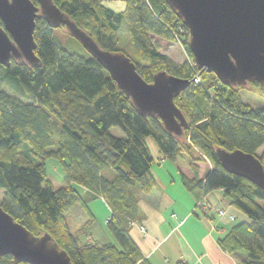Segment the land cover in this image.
I'll list each match as a JSON object with an SVG mask.
<instances>
[{
    "label": "trees",
    "instance_id": "1",
    "mask_svg": "<svg viewBox=\"0 0 264 264\" xmlns=\"http://www.w3.org/2000/svg\"><path fill=\"white\" fill-rule=\"evenodd\" d=\"M104 1L52 0L104 50L123 53L118 33L127 20L129 39L144 65L127 57L144 81L151 83L154 74L166 71L190 82L174 100L188 127L176 138L158 118L140 116L87 52L80 57L59 50L52 29L37 17L33 35L39 66L13 60L9 67L0 65L1 208L34 236L47 233L72 264H151L129 235L140 216L135 193L149 194L155 186L154 159L146 144L151 138L162 157L175 163L187 190L197 197L221 190L246 217L233 221L218 238L219 248L238 264H264V192L226 172L216 157L217 149L240 150L264 168V108L243 104L237 92L241 87L216 77L209 86L194 82L199 70L187 47V29L164 0H122L123 12L105 7ZM178 35L185 38L191 66L172 64L151 40L172 42ZM112 128L124 137L113 136ZM183 155L189 158L185 166L176 163ZM50 158L62 165L64 186L58 190L47 179ZM104 168L113 171V179L102 175ZM96 198L111 210L107 226L116 244L82 242L71 231L68 211L78 205L91 222L88 203ZM0 264L27 263L7 255Z\"/></svg>",
    "mask_w": 264,
    "mask_h": 264
},
{
    "label": "water",
    "instance_id": "2",
    "mask_svg": "<svg viewBox=\"0 0 264 264\" xmlns=\"http://www.w3.org/2000/svg\"><path fill=\"white\" fill-rule=\"evenodd\" d=\"M0 0V65L10 61L38 67L35 54V19L52 29L64 28L77 40L130 99L137 113L158 118L174 137L183 135L188 122L174 100L189 85L159 71L147 83L135 64L123 53L102 49L63 13L52 0ZM186 27L187 47L199 71L213 74L222 84L264 86V0H164ZM221 167L264 192V168L251 154L240 150H216ZM10 255L15 263L72 264L66 251L47 234L34 236L0 206V258Z\"/></svg>",
    "mask_w": 264,
    "mask_h": 264
},
{
    "label": "crops",
    "instance_id": "3",
    "mask_svg": "<svg viewBox=\"0 0 264 264\" xmlns=\"http://www.w3.org/2000/svg\"><path fill=\"white\" fill-rule=\"evenodd\" d=\"M146 144L149 150L153 149L158 161L163 163L165 159L156 144L151 145L147 139ZM165 176L167 178L164 180L156 176L155 186L149 194L137 196L140 216L130 227L129 235L143 257L151 264H176L179 261L185 264H238L235 256L219 248L217 240L226 234L236 220H245L246 217L231 206L230 200L224 197L221 190L205 195L201 193L197 197L185 188L176 173L171 179ZM168 187L175 188L177 195L183 199H178ZM200 198L219 205L220 209H225L227 216L233 215L235 221H229L227 216L221 222L200 218L193 211ZM168 211H171L169 215ZM141 228H144V232ZM89 236L94 242L92 235Z\"/></svg>",
    "mask_w": 264,
    "mask_h": 264
},
{
    "label": "rangeland",
    "instance_id": "4",
    "mask_svg": "<svg viewBox=\"0 0 264 264\" xmlns=\"http://www.w3.org/2000/svg\"><path fill=\"white\" fill-rule=\"evenodd\" d=\"M102 5L111 8L116 12H123L125 10V4L122 0H105L104 2H102ZM52 36L59 50H65L69 53L75 54L80 57L85 56L86 51L83 49L80 43L71 36H69L63 27L52 30ZM180 36L181 35H178L176 40L172 42L162 40L157 37H152L151 40L152 43L158 47L159 52L165 55L172 64L180 66L187 62L191 66L193 61L188 57L184 48L185 38ZM118 49L119 51H122L126 56L130 57L134 62L142 66L144 65V63L140 61L139 57L135 54L134 46L129 39L127 20L124 21L122 25V29L118 33ZM146 67H150V66H146ZM151 70L157 72L158 70H161V68L151 67ZM196 77L199 79V81L203 82L205 86H209L210 84L213 85L217 83L215 76L213 74L206 73L205 71H199V74H197ZM5 90L10 93L8 89ZM237 92L243 104L249 105L252 108H264V86L255 87L254 84H248L245 87H241L239 90H237ZM110 133L116 137H124L123 133L118 128L110 129ZM147 140L150 141L151 145L155 146V142L153 141V139L148 138ZM150 150L152 155L154 156V164L152 166L151 171L155 179H157L156 176H158L160 180H164V178H167L165 174L171 179L173 178V175L175 173L178 177H180L179 173H177L178 171L175 163L167 159H165L163 163H160L153 149ZM261 152L262 149L259 150L258 154H260ZM188 161H189L188 156L183 155L182 157H178L176 163L185 166L188 164ZM45 167H46L47 179L52 183L53 188L55 190H58L61 187H63L64 173L62 170V165L59 162V160L55 158L47 159L45 162ZM102 175L107 179H113L115 174L113 173L112 170L104 168L102 169ZM168 188L171 193L177 195L175 188L172 187H168ZM135 194L136 196H138L141 195L142 193L139 194L135 193ZM176 197L180 200L183 199L180 195H177ZM2 201H3V196L2 193L0 192V203ZM212 205L213 208L207 210L206 215L203 214V212L199 207L196 208V206L194 207L193 211H195L196 214L202 219L221 222L224 218L219 217L216 214V210L220 209V206L214 204ZM88 207L92 212L93 220H91V222H89L88 217L84 213V210L78 205H75L70 209V211H68L67 220L71 228V231L74 233V235L78 236L82 242H88V241L92 242V239L89 236L92 235L94 242L102 243V244L105 243L116 244L114 236L112 235V233L110 232L107 226V220L110 218V215L112 214L110 208H108L107 205L99 198L91 200L88 203ZM170 213L171 211H168L167 215H169ZM228 223L230 222L228 221Z\"/></svg>",
    "mask_w": 264,
    "mask_h": 264
},
{
    "label": "built area",
    "instance_id": "5",
    "mask_svg": "<svg viewBox=\"0 0 264 264\" xmlns=\"http://www.w3.org/2000/svg\"><path fill=\"white\" fill-rule=\"evenodd\" d=\"M194 82H195V83L199 82V79L196 77V78L194 79ZM212 206H213V205H212L209 201H207V200L204 199V198H200V200L197 202V206H196V208L199 207V208L201 209V211L203 212V214L206 215L207 210L212 209V208H213ZM215 210H216V209H215ZM216 214H217L219 217H225V216H227V213H226L223 209H218V210H216ZM227 218H228V220L231 221V222L235 221V217H234L233 215L227 216ZM141 231L144 232V228H141Z\"/></svg>",
    "mask_w": 264,
    "mask_h": 264
}]
</instances>
